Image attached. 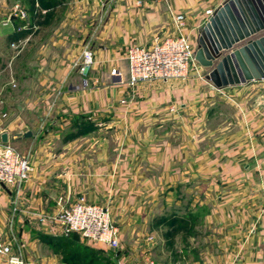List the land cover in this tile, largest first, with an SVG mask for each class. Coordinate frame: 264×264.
<instances>
[{
	"label": "crops",
	"instance_id": "0c3cea01",
	"mask_svg": "<svg viewBox=\"0 0 264 264\" xmlns=\"http://www.w3.org/2000/svg\"><path fill=\"white\" fill-rule=\"evenodd\" d=\"M223 1L33 0L31 15L26 0H0V71L18 85L3 93L0 133L30 148L34 168L19 187L0 184V239L9 241L16 201L22 264L38 263L37 233L60 235L43 232L35 214L79 196L109 209L127 251L123 264H138L141 242L154 245L150 235L137 240L141 220L171 201L208 223L203 264H264V80L218 89L191 70L185 79L128 83V46L177 34V14L192 41L206 10ZM14 6L26 18L11 14ZM85 45L95 60L81 70ZM224 105L229 116L219 111Z\"/></svg>",
	"mask_w": 264,
	"mask_h": 264
},
{
	"label": "built area",
	"instance_id": "2783aa9c",
	"mask_svg": "<svg viewBox=\"0 0 264 264\" xmlns=\"http://www.w3.org/2000/svg\"><path fill=\"white\" fill-rule=\"evenodd\" d=\"M212 12V9L206 10L207 15ZM10 13L26 18V12L19 6H14ZM183 19L182 14L174 17L177 34L165 37L148 47L135 44L125 49L130 85L152 80L185 79L190 76L191 70L195 71L196 76L202 77L201 68L194 60L193 43L187 35L180 32ZM94 60L92 48L89 45L83 46L81 70L92 65ZM110 73L118 76L116 69H112ZM2 75L3 71H0V78ZM0 116L4 117L6 113L0 110ZM262 130L264 131V124ZM33 169L28 154H20L9 141L2 142L0 139V184L19 187L30 177ZM34 220L43 232H52L58 228L60 235L76 233L82 241L94 247L116 249L120 245L119 226L112 220L107 206L88 201L83 196L56 212H38ZM0 257L7 258L10 264H22L20 253H13L10 241L0 239ZM143 264L157 263L146 257Z\"/></svg>",
	"mask_w": 264,
	"mask_h": 264
},
{
	"label": "rangeland",
	"instance_id": "374dc122",
	"mask_svg": "<svg viewBox=\"0 0 264 264\" xmlns=\"http://www.w3.org/2000/svg\"><path fill=\"white\" fill-rule=\"evenodd\" d=\"M26 3L31 4L32 0H26ZM205 21L206 20H204V22L201 23L200 26H198V31L193 37L192 43L194 52L196 50V39L198 32L202 28ZM195 63L199 65L196 60ZM200 68V72L202 74H205V68H203L202 66H200ZM5 74L6 73H4L0 78L2 87L0 88V106L5 105L3 95L5 89L8 91L13 90L11 91L13 93L18 92V90H16L18 88V85L13 73L11 72L9 74ZM32 75L35 76V71H31L28 76ZM221 108L222 109H220L219 111L226 116H229L231 111L230 107L224 105L221 106ZM218 120L219 119H211V125L217 123ZM170 125L171 123H169V131L174 133L175 127H171ZM11 145L20 154H28L29 160L31 161V152L29 151L30 148H28L26 145H18L14 142H11ZM173 190H175L172 193L173 196L182 198L184 197L183 199L188 201L189 197L185 195V193H182L183 191L181 189L173 188ZM17 206L18 204L15 201L9 208V217L5 232L8 235L13 253L20 252L21 255V252H23L24 250L22 249V245L19 241V238H17V233L14 230L13 226L15 215L18 212V209L14 210V207ZM184 208L181 206H177L175 204V201H171L167 203L166 208L161 213H157L153 217H150L145 221L141 220V223L145 226V231L142 232V235H140L139 239L138 237H136L137 240L139 241V243L141 241L144 242L145 238L150 235V237L153 238L154 245L151 247H145V245L141 242V245L137 246V254H139L138 256L140 257V259H138V264H143L142 260L146 259V257L152 259L157 264H192V262L197 264L195 261H198L199 264H203L204 256L206 254V251L204 249L205 246L208 245V233L211 232V229L209 228L208 223L205 221L202 213L201 215L197 216V213L191 212ZM177 216L181 218L178 217L179 220L176 222L174 219H176ZM36 238L39 239L38 233ZM69 238L76 241L78 240L79 242H83L78 236L70 235ZM38 241L39 240H37L36 245H33L34 253L31 251V258H38V263L36 262L30 264H65L61 261L62 256L60 254V251H55L52 246H50L46 242ZM100 249L106 254H109L110 264H123V262H125L122 261L121 256L122 253H127V251L121 253L120 245L116 249ZM7 264L10 263L7 261Z\"/></svg>",
	"mask_w": 264,
	"mask_h": 264
},
{
	"label": "water",
	"instance_id": "95a60500",
	"mask_svg": "<svg viewBox=\"0 0 264 264\" xmlns=\"http://www.w3.org/2000/svg\"><path fill=\"white\" fill-rule=\"evenodd\" d=\"M194 59L218 89L264 80V0L219 4L198 32ZM0 139L7 142V133Z\"/></svg>",
	"mask_w": 264,
	"mask_h": 264
},
{
	"label": "trees",
	"instance_id": "16d2710c",
	"mask_svg": "<svg viewBox=\"0 0 264 264\" xmlns=\"http://www.w3.org/2000/svg\"><path fill=\"white\" fill-rule=\"evenodd\" d=\"M33 0L30 4V14L34 15ZM36 16V14H35ZM177 216L174 219L179 220ZM195 234V233H193ZM39 239L48 243L55 251H60L61 261L65 264H110V256L100 248L91 246L86 242H79L69 238L70 235L78 236L76 233L69 235H49L39 232ZM79 237V236H78Z\"/></svg>",
	"mask_w": 264,
	"mask_h": 264
}]
</instances>
